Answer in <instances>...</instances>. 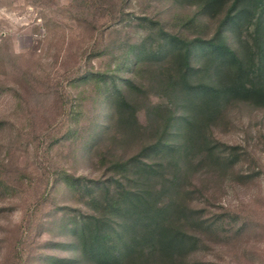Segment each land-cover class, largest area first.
<instances>
[{"label":"rangeland","instance_id":"374dc122","mask_svg":"<svg viewBox=\"0 0 264 264\" xmlns=\"http://www.w3.org/2000/svg\"><path fill=\"white\" fill-rule=\"evenodd\" d=\"M190 13L169 0H0V264L73 253L68 222L88 208L72 175L99 174L84 141L109 123L104 84L122 85L130 50ZM211 132L241 156L194 176L211 226L188 264H264V107L233 103Z\"/></svg>","mask_w":264,"mask_h":264},{"label":"trees","instance_id":"16d2710c","mask_svg":"<svg viewBox=\"0 0 264 264\" xmlns=\"http://www.w3.org/2000/svg\"><path fill=\"white\" fill-rule=\"evenodd\" d=\"M169 1L191 13L158 24L126 57L132 74L102 89L109 123L84 141L99 174L72 175L88 209L68 222L64 264H188L211 226L194 176L241 156L211 128L233 103L264 107V0Z\"/></svg>","mask_w":264,"mask_h":264}]
</instances>
